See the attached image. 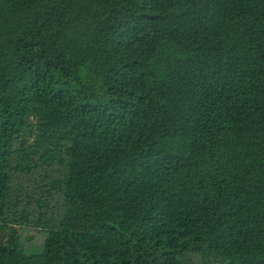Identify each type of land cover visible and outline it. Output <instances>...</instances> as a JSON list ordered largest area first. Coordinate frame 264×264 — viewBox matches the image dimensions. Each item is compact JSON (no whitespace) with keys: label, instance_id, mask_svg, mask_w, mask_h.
<instances>
[{"label":"trees","instance_id":"16d2710c","mask_svg":"<svg viewBox=\"0 0 264 264\" xmlns=\"http://www.w3.org/2000/svg\"><path fill=\"white\" fill-rule=\"evenodd\" d=\"M0 264H264V0H0Z\"/></svg>","mask_w":264,"mask_h":264},{"label":"rangeland","instance_id":"374dc122","mask_svg":"<svg viewBox=\"0 0 264 264\" xmlns=\"http://www.w3.org/2000/svg\"><path fill=\"white\" fill-rule=\"evenodd\" d=\"M21 244L28 252H35L42 247L45 234L35 230L21 231Z\"/></svg>","mask_w":264,"mask_h":264}]
</instances>
